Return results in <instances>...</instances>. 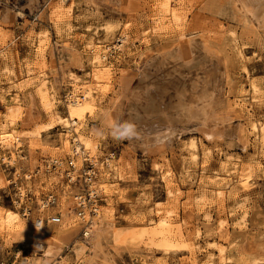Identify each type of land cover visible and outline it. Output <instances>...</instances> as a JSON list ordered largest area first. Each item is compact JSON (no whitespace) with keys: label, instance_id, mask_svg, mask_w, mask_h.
I'll return each mask as SVG.
<instances>
[{"label":"rangeland","instance_id":"374dc122","mask_svg":"<svg viewBox=\"0 0 264 264\" xmlns=\"http://www.w3.org/2000/svg\"><path fill=\"white\" fill-rule=\"evenodd\" d=\"M92 46L82 153L58 117ZM0 107V264H264V0H0Z\"/></svg>","mask_w":264,"mask_h":264},{"label":"bare ground","instance_id":"6f19581e","mask_svg":"<svg viewBox=\"0 0 264 264\" xmlns=\"http://www.w3.org/2000/svg\"><path fill=\"white\" fill-rule=\"evenodd\" d=\"M260 1V0H259ZM247 2V5H257L258 4V0H246ZM166 11L167 13H170L172 15L173 11L171 10L170 8V4H167L166 5ZM248 10V8L246 9ZM252 14V13H251ZM254 14V13H253ZM174 13H173V17H174ZM178 18V17H177ZM182 36V35H181ZM46 37V36H45ZM46 40V39H45ZM45 42L42 41V44H41V47L42 45H44ZM101 48V47H100ZM106 49V48H105ZM43 51V50H42ZM91 52L93 53V61L95 64V69L93 70V73L91 74V77H90V81L91 83L89 84H83V83H80V82H75L73 83V90H72V94H71V99L67 102L69 104V107H70V111H69V114L67 115L66 118H59L58 117V121H62L64 123V127L68 130V131H74L75 132V135L74 136V141H75V149L77 151H81L82 153H85V150L88 149L90 146L89 144V141L87 139L84 138V136H82L81 134H78L77 132H79V120L82 119V117L84 116V114L86 112L89 111V109L91 108V104H94L96 102V96L99 95V91H101V89L105 88V86L107 84L110 83L111 81V73H110V69L106 67V63H107V59H108V53H106L105 51L101 52V49H99L98 47H93L91 48ZM108 65V64H107ZM34 72V71H33ZM41 82H40V95H41V99L44 103V105L48 108H50L51 106L53 107V104H54V101L55 99L54 98H50V93L47 91L48 88H47V85H46V81L45 79H43V77L40 79ZM11 84V83H10ZM13 84V83H12ZM39 88V87H38ZM0 110H1V107H0ZM75 111V113H73V111ZM1 111H0V115H1ZM57 121V120H56ZM62 123V124H63ZM5 126V125H4ZM7 128V127H6ZM193 146V145H192ZM194 149L195 148V145L193 146ZM198 150V148H197ZM81 152H79L81 154ZM75 155H78V153L75 152ZM193 157L196 158L197 155H196V152L192 153ZM90 161V160H89ZM92 163V162H91ZM61 164V163H60ZM73 167H74V171H72V173L70 174V177H71V181H74L77 177V175L79 174L80 172V168L76 166L75 164V161H73ZM109 164V163H108ZM229 164V163H228ZM92 165L95 167V165L92 163ZM226 165V163L224 164ZM235 165V164H234ZM72 166V165H71ZM82 166V165H81ZM226 167V166H225ZM237 169V167H236ZM225 171L228 173V174H231L232 173V168L230 169L229 167H226ZM236 172V171H235ZM95 173V172H93ZM56 175H61V177H63L65 175L63 169H59V171H57L55 173ZM106 175V174H105ZM242 179V178H241ZM228 184V182H227ZM93 185V182H91V186ZM224 185H225V182H224ZM230 185V184H229ZM206 187V186H205ZM216 188V187H215ZM229 188V187H228ZM239 189V188H238ZM92 190L93 192H95V194H99V192L94 189L92 187ZM221 190V189H220ZM108 191V190H107ZM217 191V190H216ZM215 191V192H216ZM223 191V190H222ZM221 191V192H222ZM203 192H205L203 190ZM106 193H110L109 191L106 192ZM207 195V194H206ZM201 199V198H200ZM58 201L57 197L55 195H50V199L47 201H43L42 204H41V207H48V206H54L56 204V202ZM82 201H73L74 203V206H76V204H79L81 203ZM80 205V204H79ZM81 206H83V209L80 210L81 214H83L85 212L84 208H86V205L84 206L83 203H81ZM66 209V208H65ZM99 213V212H98ZM101 215V214H100ZM100 215L98 217H100ZM70 217V216H69ZM91 218V222L90 224H87V225H84V227L86 228H92L94 226V223L97 221V218ZM164 217V216H163ZM52 218L54 217H49V218H46V219H41L39 217V219L35 222V226H40L41 228H39V230H36L35 231V240L40 242V243H46L47 245H49L50 247H53L57 244H59L60 242H63L61 240V238L63 237H57V236H53L51 235L50 233H48L46 230H44V227H42L41 225H44V223L46 224H51V220ZM166 218V217H164ZM7 219H8V222H11L13 220H16L18 219L17 218V214L15 213H9L7 215ZM50 219V221H49ZM60 219V218H59ZM163 219V218H161ZM167 220V219H166ZM71 221V220H69ZM165 221V220H164ZM104 222V221H103ZM152 222V221H151ZM210 222V221H209ZM161 223V222H160ZM65 224V223H64ZM70 224V223H69ZM106 224V222H105ZM108 224V223H107ZM111 225V224H110ZM109 225V226H110ZM166 225V224H165ZM62 227L61 228H65L66 225H61ZM48 228V227H47ZM60 228V227H59ZM67 228V227H66ZM162 228V226H161ZM105 229V228H104ZM108 229H106L107 231ZM32 231V230H31ZM62 231V230H61ZM60 233L62 234L63 231ZM57 232V231H56ZM59 233V234H60ZM70 233V232H69ZM83 234L86 235V237L88 239L91 240L92 244H94V246H97L99 244V238L102 236L103 234V226L102 224H99V226L96 227V230L94 232H90L88 230H86V232L83 231ZM34 235V234H33ZM84 236V235H83ZM164 241V240H163ZM37 242V243H38ZM89 243V242H88ZM91 245V244H90ZM170 245V244H169ZM93 246V247H94ZM92 247V248H93ZM75 249H77L75 247ZM87 249V247L83 244L80 246L79 249H77V252L79 254L85 252ZM223 248H219V252L222 253ZM89 250V249H88ZM91 250V249H90ZM76 251V250H75ZM54 254V253H52ZM56 254H54L55 256ZM91 255V254H90ZM209 259V257H208ZM210 263V262H209ZM204 264H207V263H204Z\"/></svg>","mask_w":264,"mask_h":264},{"label":"built area","instance_id":"2783aa9c","mask_svg":"<svg viewBox=\"0 0 264 264\" xmlns=\"http://www.w3.org/2000/svg\"><path fill=\"white\" fill-rule=\"evenodd\" d=\"M51 221H52L53 223H57V222L60 221V219H59L58 217H54V218H52Z\"/></svg>","mask_w":264,"mask_h":264}]
</instances>
